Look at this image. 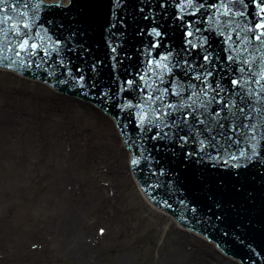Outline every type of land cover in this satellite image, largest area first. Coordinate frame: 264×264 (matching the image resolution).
I'll list each match as a JSON object with an SVG mask.
<instances>
[{"label": "snow or ice", "instance_id": "6c2138e0", "mask_svg": "<svg viewBox=\"0 0 264 264\" xmlns=\"http://www.w3.org/2000/svg\"><path fill=\"white\" fill-rule=\"evenodd\" d=\"M4 61L54 63L48 76L118 121L130 167L185 192L198 222L264 234V0H0Z\"/></svg>", "mask_w": 264, "mask_h": 264}, {"label": "rangeland", "instance_id": "374dc122", "mask_svg": "<svg viewBox=\"0 0 264 264\" xmlns=\"http://www.w3.org/2000/svg\"><path fill=\"white\" fill-rule=\"evenodd\" d=\"M77 99L0 67V264H240L152 205L109 115Z\"/></svg>", "mask_w": 264, "mask_h": 264}, {"label": "water", "instance_id": "95a60500", "mask_svg": "<svg viewBox=\"0 0 264 264\" xmlns=\"http://www.w3.org/2000/svg\"><path fill=\"white\" fill-rule=\"evenodd\" d=\"M11 2V0H10ZM131 12L135 13L137 16V19H139V13L136 12L134 8L130 9ZM52 18L51 15H47L45 17V23L46 20ZM128 22L132 27H135L131 16H129ZM56 23H59V17L57 14ZM47 26V25H46ZM132 27L129 29V35L132 34ZM53 34H57L56 29L52 28ZM131 44H135V41H131ZM7 55H12L11 53H8ZM99 55L103 57V52H100ZM8 63V61H4L3 63H0V67L8 68L11 70H14L18 73L27 75L32 78H39L41 80H44L45 82H49L53 87L57 88L58 90L78 96L80 98L86 99L83 97L79 90H73L69 88L68 86L59 85L56 83L55 79L53 77H50L47 75V72L50 70H53L56 65L53 63L52 68H32V69H24L21 70L19 68L13 67L9 68L5 65ZM37 63H39V59L37 58ZM52 63V62H50ZM107 63V62H106ZM86 100L91 101V103L95 104L96 107L100 108L99 102L96 100H93L92 98H87ZM104 113L108 114V111L105 110ZM116 121L115 123H117ZM133 174L135 175L138 185L142 188L145 195L148 197V199L154 203V205H157V207L166 210L169 212L175 220L178 222V224H181L184 226V228H189L199 234L204 235L209 240L215 242L226 254L229 256L238 259L242 264H251L252 259H257V264H264V261L259 260L256 258L248 248V245L251 244L253 248L256 249V251H261L262 254H264V234H256L254 236H250L247 238H238L236 234L229 233V235L225 236L223 232H220L217 230L216 227H213L212 225H209L207 222H203L202 220L198 222L200 219L199 217L195 216V214L191 213L190 211H187L185 209L184 205H181L179 203V199L184 197L186 195L185 192L181 191L180 193H176L175 195H170L166 188H153L152 185L156 182V177H153L149 174L146 167L143 165L138 169H132ZM168 180V177L161 178L162 182H166ZM167 200L169 204L172 205L171 208L167 207L163 201ZM191 205L189 204V207ZM181 216H186L187 219L182 220L180 219Z\"/></svg>", "mask_w": 264, "mask_h": 264}, {"label": "bare ground", "instance_id": "6f19581e", "mask_svg": "<svg viewBox=\"0 0 264 264\" xmlns=\"http://www.w3.org/2000/svg\"><path fill=\"white\" fill-rule=\"evenodd\" d=\"M79 102L78 103H81V102H83V103H85V104H91V105H93L92 103H90L91 101H89V100H86V99H77ZM80 105H82V104H80ZM95 106V105H94ZM110 118H111V121H113L112 123L115 125L116 123H115V120H113L112 119V117L111 116H109ZM74 131H76V132H78V134L80 135H83V134H85V131H86V127L85 126H79L78 125V127H77V125L76 126H74ZM114 132H115V135H116V133L118 134L119 133V129L118 128H116L115 130H114ZM119 141H121V143L123 142V140H122V138L119 140ZM127 150V149H126ZM72 226H73V219H68L67 221H65V223L62 225V227H61V232L64 234L66 231H68V229H70V227L72 228ZM180 229H181V226H178ZM222 254H224V252L220 249L219 250ZM76 253H77V255L79 256V257H81V258H85L86 259V257H88V254L87 253H85V252H79V251H76ZM241 264V263H240Z\"/></svg>", "mask_w": 264, "mask_h": 264}]
</instances>
